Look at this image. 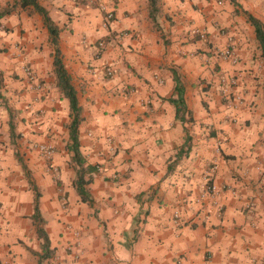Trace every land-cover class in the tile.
Listing matches in <instances>:
<instances>
[{
  "label": "crops",
  "instance_id": "0c3cea01",
  "mask_svg": "<svg viewBox=\"0 0 264 264\" xmlns=\"http://www.w3.org/2000/svg\"><path fill=\"white\" fill-rule=\"evenodd\" d=\"M36 1L61 29L81 108L79 149L99 170L86 186L92 203L81 202L66 148L69 102L55 85L43 19L0 0V264H38L41 253L9 114L41 194L52 250L41 264H264V56L244 15L264 25V0L220 9L158 0L155 21L149 0ZM227 46L235 64L219 54ZM177 81L181 118L170 101ZM41 144L53 147L56 174ZM207 175L221 211L200 199Z\"/></svg>",
  "mask_w": 264,
  "mask_h": 264
},
{
  "label": "trees",
  "instance_id": "16d2710c",
  "mask_svg": "<svg viewBox=\"0 0 264 264\" xmlns=\"http://www.w3.org/2000/svg\"><path fill=\"white\" fill-rule=\"evenodd\" d=\"M19 3L21 7L31 6L33 10L42 17L43 24L47 29L49 35V42L53 47V72L56 80L55 85L59 90V92L69 102L70 122L67 125L68 143L66 145V148L68 149L69 152L72 153L71 162L73 163L75 170V178L73 180V186L81 202L91 204L92 199L89 196L86 186L91 181V174L97 169L95 166L86 163V160L82 156L79 149L80 144H79L78 128L80 123L82 122L81 108L78 103L76 90L72 84L71 76L69 75L67 69L65 68L62 62L61 52L59 49V33L61 32V29L54 24V22L48 16L47 11L41 5H39V3L36 0H19ZM157 4H158V0H149V15L153 21H155V16L158 11ZM244 15L247 21L250 23V25L254 28L256 40L259 44L260 50L262 52V56H264V25L259 19L255 18L251 14L244 12ZM175 91L178 94V99L176 100L173 99L170 101L176 107V117L178 118L182 116V113L184 112V103L183 100L180 99V95L182 94V92L180 87L178 86V81ZM9 115H10L9 129H10V135L12 137L15 136L16 133H15L14 124L12 122V114ZM16 158L27 179L29 189L33 192V214L31 215L30 218L35 227L37 238L41 242L40 245L41 253L40 254L33 253V254H35L38 257V264H41V262L44 259H47L52 256V250L50 249V241L47 232L45 230V220L43 219L39 209V201L41 194L34 180L32 179L30 171L27 169L23 160L18 155H16Z\"/></svg>",
  "mask_w": 264,
  "mask_h": 264
},
{
  "label": "built area",
  "instance_id": "2783aa9c",
  "mask_svg": "<svg viewBox=\"0 0 264 264\" xmlns=\"http://www.w3.org/2000/svg\"><path fill=\"white\" fill-rule=\"evenodd\" d=\"M218 3L221 4L220 1ZM112 17H113L112 13L107 12L105 19L107 21H109V20L112 19ZM194 33L198 34L201 39H204V37H205L204 34L199 32V31H194ZM99 48L100 49L103 48V43L102 42L99 43ZM219 54H220L221 57L229 59V61L232 64H235L237 62V56H236L233 48H231V46H227L226 48L222 49L221 51H219ZM25 71H26L27 75L29 76V78L34 80L32 72L28 68ZM112 74L113 73H112V71L110 69H106V75L107 76H112ZM222 80H224L225 82L227 81V79H222ZM227 82H228V85H230V86L236 84V80L234 78H229ZM37 88H40L39 84H37ZM37 149L43 155L44 160L46 161V164H47V167L49 168V170L53 174H56L57 173V169H56L55 165L52 162V155H53V152H54L53 151V147L50 146V145L41 144V145L37 146ZM96 169L99 170V167L96 166ZM214 170H215V168L212 169V171H214ZM205 182L206 183H205L204 191L202 192V194L200 196V199L201 200H207L208 199L210 201L209 202L210 205L214 206L217 211H221V206H219L218 202H217V197H218L219 191H218V188H217L216 185H213V184L210 183V175L206 176ZM61 201L65 202L64 198H62ZM246 209L249 212L253 211L254 207H253V203L251 201L247 202ZM67 228L72 231L73 238H74V244H78V241L80 239L79 231L74 229L72 226H67ZM83 264H85V263H83ZM178 264H182V262L179 261Z\"/></svg>",
  "mask_w": 264,
  "mask_h": 264
},
{
  "label": "rangeland",
  "instance_id": "374dc122",
  "mask_svg": "<svg viewBox=\"0 0 264 264\" xmlns=\"http://www.w3.org/2000/svg\"><path fill=\"white\" fill-rule=\"evenodd\" d=\"M207 3H208V7H210V8H213V9H215V8H221V7H223L224 6V2H226V3H231V1L230 0H205ZM221 2V4H219L218 2ZM17 132V131H16ZM15 132V133H16ZM13 140H14V144L15 145H11V148L13 149V151L15 152L16 151V153L15 154H17V155H21V149H20V147H19V137L17 136V134L13 137ZM21 156H24L23 154L21 155ZM2 203H0V209H2ZM81 238V237H80ZM81 243H80V239H79V241H78V244H76L75 246H79ZM80 249V248H79ZM72 250H70V248L69 249H66V252H68L69 254H70V252H71ZM73 259L75 260V261H79L80 262V259H81V253H79V252H75L74 253V255H73ZM80 264H83V262L81 261L80 262Z\"/></svg>",
  "mask_w": 264,
  "mask_h": 264
}]
</instances>
